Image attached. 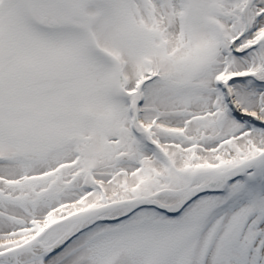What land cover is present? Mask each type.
<instances>
[{
	"label": "snow or ice",
	"instance_id": "1",
	"mask_svg": "<svg viewBox=\"0 0 264 264\" xmlns=\"http://www.w3.org/2000/svg\"><path fill=\"white\" fill-rule=\"evenodd\" d=\"M0 264H264V0H0Z\"/></svg>",
	"mask_w": 264,
	"mask_h": 264
}]
</instances>
